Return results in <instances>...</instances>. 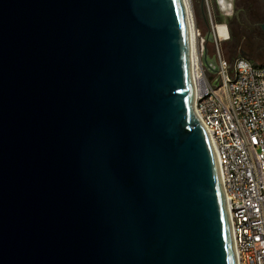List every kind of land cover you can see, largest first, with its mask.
<instances>
[{"label": "water", "instance_id": "95a60500", "mask_svg": "<svg viewBox=\"0 0 264 264\" xmlns=\"http://www.w3.org/2000/svg\"><path fill=\"white\" fill-rule=\"evenodd\" d=\"M224 184L186 0H0V264H240Z\"/></svg>", "mask_w": 264, "mask_h": 264}, {"label": "built area", "instance_id": "2783aa9c", "mask_svg": "<svg viewBox=\"0 0 264 264\" xmlns=\"http://www.w3.org/2000/svg\"><path fill=\"white\" fill-rule=\"evenodd\" d=\"M201 1L213 36L217 73L202 64L205 38L195 24L196 111L221 163L240 264H264V65L244 57L230 63L224 54L222 45L231 36L227 24L217 23L214 2L229 16L234 0ZM186 2L194 18L193 0Z\"/></svg>", "mask_w": 264, "mask_h": 264}, {"label": "flooded vegetation", "instance_id": "af4514ba", "mask_svg": "<svg viewBox=\"0 0 264 264\" xmlns=\"http://www.w3.org/2000/svg\"><path fill=\"white\" fill-rule=\"evenodd\" d=\"M238 6L236 17L238 23L249 33L248 43L251 47L241 48V55L246 59H256L264 63V2L262 0H234ZM234 34V33H233ZM258 46L261 50L253 49Z\"/></svg>", "mask_w": 264, "mask_h": 264}, {"label": "rangeland", "instance_id": "374dc122", "mask_svg": "<svg viewBox=\"0 0 264 264\" xmlns=\"http://www.w3.org/2000/svg\"><path fill=\"white\" fill-rule=\"evenodd\" d=\"M214 6H215V10H216L215 14H216L217 23L227 24L229 31L231 33L230 41L223 43L222 47H223L224 54H225L226 58L228 59V61L230 63H233V61L235 59H237L238 57H242L241 48H246V47L250 48L251 47V44L247 42L250 36H249V33L246 31V29L243 28L240 25V23H238V19L236 17V12L238 11V6H236L234 4L233 13L231 14L230 19H228L226 22H224L222 20V14L220 13L218 6L216 5V2H214ZM204 38H205V36H204ZM207 43L210 44L211 55L214 57V50H215L214 49V42L213 41L207 42L205 40V46L207 45ZM253 49L256 50L257 52H260V50H261L258 46H254ZM201 59H202V57H201ZM249 60L253 64H257V65H263L264 64V63L259 62L258 60L256 61V59H254V60L249 59Z\"/></svg>", "mask_w": 264, "mask_h": 264}, {"label": "crops", "instance_id": "0c3cea01", "mask_svg": "<svg viewBox=\"0 0 264 264\" xmlns=\"http://www.w3.org/2000/svg\"><path fill=\"white\" fill-rule=\"evenodd\" d=\"M193 13H194V20H195L196 27L206 37L210 31V27H209L208 18H207L206 12L202 6L201 0H193ZM230 36H231V33H230ZM206 52H207L208 59H212L213 56L211 55V48H210L209 43H207V45H206ZM255 65H257V64H255Z\"/></svg>", "mask_w": 264, "mask_h": 264}, {"label": "bare ground", "instance_id": "6f19581e", "mask_svg": "<svg viewBox=\"0 0 264 264\" xmlns=\"http://www.w3.org/2000/svg\"><path fill=\"white\" fill-rule=\"evenodd\" d=\"M186 5L188 7V13H189V17H190V24H191V30H192V37H193V53H194V65L197 63L196 60H197V55H196V51H195V41H194V36H193V33L195 31V21H194V18L192 17V14H191V10H190V6L189 4L186 2ZM219 29H223V27H219Z\"/></svg>", "mask_w": 264, "mask_h": 264}]
</instances>
